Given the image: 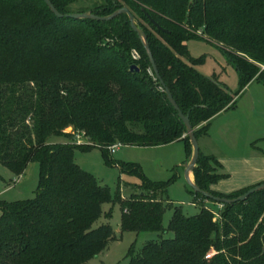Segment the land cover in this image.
<instances>
[{
	"label": "trees",
	"instance_id": "1",
	"mask_svg": "<svg viewBox=\"0 0 264 264\" xmlns=\"http://www.w3.org/2000/svg\"><path fill=\"white\" fill-rule=\"evenodd\" d=\"M49 1L63 15L108 17L127 7L198 141L214 117L236 107L249 84L264 85V0ZM195 39L221 47L238 72L236 93L196 68L202 59L190 57L187 45ZM51 137L68 142L50 144ZM175 142L184 143L189 160L186 126L128 15L105 22L58 18L44 0H0V164L16 176L30 163L40 168L33 199L0 200V264H87L116 238L110 224L95 227L108 202L120 203L122 232L175 235L132 249L129 264H264V190L244 202L219 204V213L201 206L189 217L175 208L165 228L171 182H151L139 166L110 157L117 144ZM93 148L103 151L108 165L139 177L140 193L113 199L75 162L77 149ZM210 163L222 167L200 150L194 180L202 191L236 199L252 189L229 195L212 190L225 175H213Z\"/></svg>",
	"mask_w": 264,
	"mask_h": 264
},
{
	"label": "rangeland",
	"instance_id": "2",
	"mask_svg": "<svg viewBox=\"0 0 264 264\" xmlns=\"http://www.w3.org/2000/svg\"><path fill=\"white\" fill-rule=\"evenodd\" d=\"M190 57L202 59L196 68L205 76H216L231 92L239 90V77L236 68L229 62L220 46L207 39H195L188 42ZM264 88L259 83L246 88L238 100L237 110L223 113L211 121L207 136L199 139V146L204 154L214 156L223 166H231L234 173L229 183H238L240 173L236 160H246L251 153L252 145L259 142L248 138L249 132L255 126L264 125V110L259 108L254 111L255 89ZM72 134V129L66 131ZM78 138H82L77 136ZM50 144L66 143L64 137H51ZM254 145V146H255ZM111 159L120 164H134L141 168L145 177L155 183L171 182L164 199L167 209L163 217V225L168 228L175 208H181L185 216H195L201 211V206L210 208L215 213L222 210V206L192 193V188L186 179L185 163L188 161L187 152L183 142H175L159 147H134L121 146L119 150L110 155ZM192 157V156H191ZM191 159V158H190ZM189 159V160H190ZM75 162L85 171L94 175L103 186L110 189L113 199L120 195L123 199L139 194L138 186L142 180L130 174H123L118 166L108 165L103 151L93 148L89 151L77 149ZM211 173L221 175L220 168L215 163H210ZM223 168V169H224ZM40 181V168L38 163H30L22 176L14 175L7 167L0 164V200L15 202L33 199L36 196ZM171 204V205H170ZM1 215V212H0ZM122 209L120 203L108 202L103 206V215L95 224H110L116 238L109 242L108 247L101 254L90 260L87 264H129V252L142 249L150 241L174 238V233L167 231L164 234L156 232L130 233L122 232ZM214 252H211L213 254Z\"/></svg>",
	"mask_w": 264,
	"mask_h": 264
},
{
	"label": "water",
	"instance_id": "3",
	"mask_svg": "<svg viewBox=\"0 0 264 264\" xmlns=\"http://www.w3.org/2000/svg\"><path fill=\"white\" fill-rule=\"evenodd\" d=\"M45 3L47 4V6L51 9V11L58 17V18H72V19H77V20H82V19H93V20H97V21H110L115 19L116 17L126 14L129 17L130 20V24L132 29L138 34L139 38L142 40L143 44H144V48L147 52V55L150 59V62L152 64V68L154 70L155 75L157 76V78L160 80L161 85L163 86V88L165 89L167 98L169 100V102L171 103V105L174 107V109L178 112L180 119L183 121V123L186 126L187 129V136L190 139V142L192 144V148H193V153H192V157L190 160H188L184 167H185V174H186V179L188 181V183L190 184L192 190L197 193V194H201L204 197H206L209 200L214 201L217 204H235L238 202H244L246 201L250 196H252L255 193H258L260 191L264 190V183L260 184L258 186H255L254 188L250 189L246 194H244L243 196H240L236 199H228V198H222V197H218V196H214L208 192H204L202 191L195 183V180L193 181L191 179V174L194 175V170L197 166V162L199 160V156H200V146H199V141L195 136V130L193 128V126L191 125L190 122V117L189 114L184 115L179 106L177 105L175 99L173 98V95L171 94L170 90L166 87L164 81L162 80L158 68L156 66L155 60L153 58L152 52L146 42V39L143 37L141 31L139 30L136 22H135V18L133 16V14L129 11V9L127 7H123L121 9H119L118 11H116L114 14L108 16V17H99L96 16L92 13H82V14H71V15H63L61 13L58 12V10L54 7V5L49 1V0H44Z\"/></svg>",
	"mask_w": 264,
	"mask_h": 264
},
{
	"label": "crops",
	"instance_id": "4",
	"mask_svg": "<svg viewBox=\"0 0 264 264\" xmlns=\"http://www.w3.org/2000/svg\"><path fill=\"white\" fill-rule=\"evenodd\" d=\"M221 83L224 84L222 81ZM254 83H256V81H253L246 88L252 87ZM254 91L255 97L253 106L255 109L254 111L258 113L260 112L258 111L259 108L264 110V88L255 89ZM243 93L237 97L236 107L234 109L223 111L218 116L222 115L223 113H228L232 110H237L238 100L243 95ZM248 138H251V140L259 143L255 145L254 142L255 146L252 145L251 153L246 158V160H236V162L239 164L238 173H240V178L242 177V179H240V181L238 183L236 182L235 184L229 183L228 180L231 179L234 173H236L237 171L232 170L231 166L224 168V166L221 164L222 167L220 168V173L221 175H225V177L219 180L216 184L212 185V190L224 195H229L236 191L254 188L255 186L264 183V125L259 127L255 126L254 130L252 132H249ZM191 179L194 181L193 174H191Z\"/></svg>",
	"mask_w": 264,
	"mask_h": 264
},
{
	"label": "built area",
	"instance_id": "5",
	"mask_svg": "<svg viewBox=\"0 0 264 264\" xmlns=\"http://www.w3.org/2000/svg\"><path fill=\"white\" fill-rule=\"evenodd\" d=\"M259 68H260V72H264V65H259ZM79 137H81V136H79ZM77 139H78V143L80 144L82 142L81 138L77 137ZM120 147H121V145H119V144L114 145L113 147L110 148V153L115 154L119 150ZM212 255L213 254H208L206 258L210 259L212 257Z\"/></svg>",
	"mask_w": 264,
	"mask_h": 264
}]
</instances>
